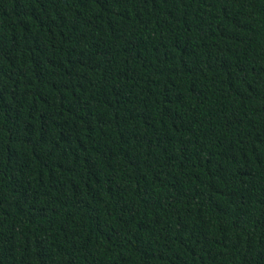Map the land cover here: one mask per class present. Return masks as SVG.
<instances>
[{
    "label": "trees",
    "instance_id": "16d2710c",
    "mask_svg": "<svg viewBox=\"0 0 264 264\" xmlns=\"http://www.w3.org/2000/svg\"><path fill=\"white\" fill-rule=\"evenodd\" d=\"M0 264H264V0H0Z\"/></svg>",
    "mask_w": 264,
    "mask_h": 264
}]
</instances>
